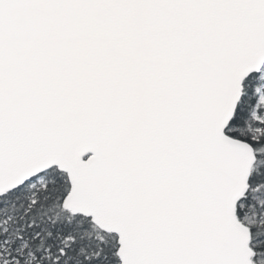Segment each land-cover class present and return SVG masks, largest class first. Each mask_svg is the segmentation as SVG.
<instances>
[{"label": "snow or ice", "instance_id": "snow-or-ice-1", "mask_svg": "<svg viewBox=\"0 0 264 264\" xmlns=\"http://www.w3.org/2000/svg\"><path fill=\"white\" fill-rule=\"evenodd\" d=\"M0 264H264V0H0Z\"/></svg>", "mask_w": 264, "mask_h": 264}]
</instances>
